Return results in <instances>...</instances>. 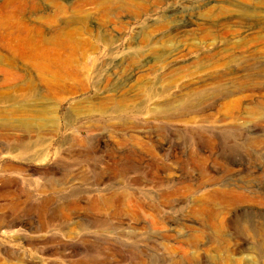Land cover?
<instances>
[{
  "label": "rangeland",
  "instance_id": "rangeland-1",
  "mask_svg": "<svg viewBox=\"0 0 264 264\" xmlns=\"http://www.w3.org/2000/svg\"><path fill=\"white\" fill-rule=\"evenodd\" d=\"M0 264H264V0H0Z\"/></svg>",
  "mask_w": 264,
  "mask_h": 264
},
{
  "label": "bare ground",
  "instance_id": "bare-ground-1",
  "mask_svg": "<svg viewBox=\"0 0 264 264\" xmlns=\"http://www.w3.org/2000/svg\"><path fill=\"white\" fill-rule=\"evenodd\" d=\"M243 13H246L245 11H241V14ZM28 87L33 90L34 89V83L33 82H30L27 84ZM7 124H12L14 125L15 127H18V128H21L22 130H32L33 129V124L31 122H29L28 120L26 119H16L15 121H9ZM37 224V223H36ZM28 226V224H27ZM26 227V226H25ZM27 228V227H26ZM34 230L36 231H39V227L37 226H33L32 227ZM21 229V227L17 230L19 231ZM74 247H76V245H74Z\"/></svg>",
  "mask_w": 264,
  "mask_h": 264
}]
</instances>
